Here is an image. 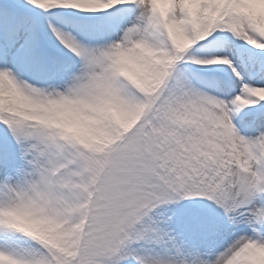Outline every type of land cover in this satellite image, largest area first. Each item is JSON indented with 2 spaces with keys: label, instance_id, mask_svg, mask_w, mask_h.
<instances>
[{
  "label": "snow or ice",
  "instance_id": "obj_1",
  "mask_svg": "<svg viewBox=\"0 0 264 264\" xmlns=\"http://www.w3.org/2000/svg\"><path fill=\"white\" fill-rule=\"evenodd\" d=\"M0 264H264V0H0Z\"/></svg>",
  "mask_w": 264,
  "mask_h": 264
}]
</instances>
